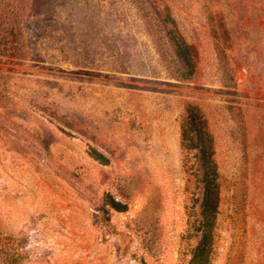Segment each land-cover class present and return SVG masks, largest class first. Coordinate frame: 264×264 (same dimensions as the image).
I'll list each match as a JSON object with an SVG mask.
<instances>
[{"label":"rangeland","instance_id":"374dc122","mask_svg":"<svg viewBox=\"0 0 264 264\" xmlns=\"http://www.w3.org/2000/svg\"><path fill=\"white\" fill-rule=\"evenodd\" d=\"M0 264H264V0H0Z\"/></svg>","mask_w":264,"mask_h":264},{"label":"trees","instance_id":"16d2710c","mask_svg":"<svg viewBox=\"0 0 264 264\" xmlns=\"http://www.w3.org/2000/svg\"><path fill=\"white\" fill-rule=\"evenodd\" d=\"M178 45V48H179V52L181 53V55H182V53H183V51H184V47H183V44L182 45H180V44H177ZM193 118H192V116H191V120H192ZM194 119H196L197 120V116L196 117H194ZM193 119V120H194ZM200 133V136L202 135V132L200 131L199 132ZM199 136V137H200ZM198 137V136H197ZM183 138H184V141H186L187 139H186V135H184L183 136ZM197 152H198V155L200 156H202V153H205L203 150H202V147L200 146V144H196V146H195V148H194ZM213 149V148H212ZM212 154H213V150H212Z\"/></svg>","mask_w":264,"mask_h":264}]
</instances>
